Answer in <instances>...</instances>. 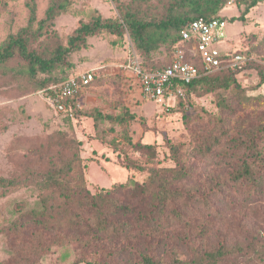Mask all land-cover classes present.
Here are the masks:
<instances>
[{
  "label": "rangeland",
  "instance_id": "374dc122",
  "mask_svg": "<svg viewBox=\"0 0 264 264\" xmlns=\"http://www.w3.org/2000/svg\"><path fill=\"white\" fill-rule=\"evenodd\" d=\"M52 1L62 8L39 28ZM178 2L0 0V47L23 31L28 47L48 57L66 45L80 22L97 16L158 22L189 13V5ZM250 2L224 0L216 13L227 21L219 50L240 52L243 66L210 73L207 81L184 87L182 95L163 105L143 98L124 64L130 50L145 68L167 64L175 39L169 28H153L157 46L148 53L137 50L124 26L120 34L102 30L87 36L80 49L45 73L30 75L17 54L0 64V177L15 180L10 188L0 187V264H143L147 256L158 264H264V171L255 180L240 178L252 139L264 154V83L259 77V71L264 73V0ZM92 68L100 70L98 78L66 111H56L38 93ZM170 145L178 148V164ZM74 160L90 194L119 184L137 193L150 168L182 167L185 177L174 186L179 198L166 209L168 217L177 209L180 219L154 234L166 215L157 210L150 221L136 222L127 237L105 244L91 236L79 240L65 227L46 230L35 221L44 191L33 177ZM126 161L135 167H126ZM72 175L65 190L77 189L71 185L79 174ZM61 190L50 191L58 195ZM82 210L74 205L75 213L82 215ZM18 221L23 227L15 230Z\"/></svg>",
  "mask_w": 264,
  "mask_h": 264
},
{
  "label": "trees",
  "instance_id": "16d2710c",
  "mask_svg": "<svg viewBox=\"0 0 264 264\" xmlns=\"http://www.w3.org/2000/svg\"><path fill=\"white\" fill-rule=\"evenodd\" d=\"M222 1L224 0H179L178 5L183 6V3L189 5V13H180L158 22L138 20L133 17H126L124 21L120 22L97 16L90 22H80L68 36L66 45H58L55 51L48 57H44L37 53L36 50L30 49L26 39L23 37V31H21L16 36L10 37L0 47V64L11 60L17 54L26 63V69L30 75H35L38 71L45 73L53 66L63 63L69 53L80 49L85 44L87 36H92L102 30L120 34L124 26L128 28L137 50L144 53H148L157 46V38H155L153 28H159L161 30L172 29L175 32V39L171 45V57L176 44H185V47H187L186 57L190 59L192 54L189 52L188 44L181 41L180 30L186 28L192 20L198 17L207 19L224 18L216 15ZM259 1L262 0H251L249 6L255 5ZM61 8L62 6L59 3L57 4L55 1H52L45 12V18L40 21L41 26L39 28L47 22L52 21L54 16L60 12ZM34 20V8L32 7L29 23L31 24ZM234 53L240 52L236 51ZM227 54L230 53L227 52ZM170 61L164 66L150 69L143 67L142 63L141 65L144 70L153 71L167 67ZM196 63L200 64L199 60ZM224 70H228V68H224ZM208 76L210 74L202 75L190 83L182 85V88H193L195 85L207 81ZM259 77L261 83H264V73L262 71H259ZM232 81L235 82V79L226 81L223 86H228ZM78 95L68 101L72 102ZM261 131H264V127H261ZM214 141H216L215 138ZM137 146L139 148H152V145H142L141 143H138ZM250 151L251 153H249ZM170 156L177 164L179 163L178 148L175 145H170ZM131 162L126 161L125 166L135 167L132 164L133 162ZM241 164L242 170L240 171V178L255 180L262 176V172L264 171V154L257 148L255 139L251 140L246 158L243 159ZM136 168L142 169L141 166ZM74 171L79 175L74 177L75 182L71 187L77 185V189L74 191L65 190L70 185L69 182L73 177L72 173ZM184 177V170L179 166L167 170L150 168L149 175L144 180L143 188H141L140 192L134 193L126 185L119 184L109 189L100 190L98 193L90 194L82 185L83 176L78 170L77 160L62 165L54 164L46 173L33 177L37 179L39 189L44 191L41 197L43 209L35 213V221L46 230H60L65 227L69 232L78 233L79 237L77 238L79 240L85 236L86 238L91 236L98 243H104L108 239H110L109 241H113L127 237L133 230L136 222L150 221L153 218L154 212L160 210L166 215L164 217L165 219L154 227V234L159 232L160 228L170 230L173 224L172 222L175 219L179 220L181 213L177 209H174V213L171 214V217H168L167 213L170 210H167V212L166 209L169 202L179 198L175 193L177 188L174 186L176 181H180ZM255 183L258 186L257 182ZM13 185H15L14 179L0 177V187L10 188ZM54 187L62 189L58 195L50 191ZM117 192L121 193L116 197L114 195ZM169 193H171V199L168 197ZM132 199L136 200L133 201ZM74 205L79 206L80 210L86 209L87 211H91L93 217H89L87 215L88 212L84 210H82V215L75 213ZM64 214L66 215L65 220L62 218ZM12 227L15 230L21 229L23 222L18 221ZM91 244L93 243H88L89 246ZM143 261V264H158L150 256L145 257Z\"/></svg>",
  "mask_w": 264,
  "mask_h": 264
},
{
  "label": "built area",
  "instance_id": "2783aa9c",
  "mask_svg": "<svg viewBox=\"0 0 264 264\" xmlns=\"http://www.w3.org/2000/svg\"><path fill=\"white\" fill-rule=\"evenodd\" d=\"M234 0H228L231 4ZM227 21L224 18L198 17L186 28L180 30L181 41L188 44L190 59L186 57L185 44H176L169 65L162 69L146 71L137 56L129 51L124 69L130 72L134 83L138 85L143 98L159 104L167 99L182 95V85H186L202 75L228 68L240 69L244 56L240 53L227 54L218 48V42L224 37ZM199 60L200 64L196 61ZM100 70L92 68L75 73L61 82L50 84L39 90V95L56 111L67 110L72 98L84 91L95 79Z\"/></svg>",
  "mask_w": 264,
  "mask_h": 264
},
{
  "label": "crops",
  "instance_id": "0c3cea01",
  "mask_svg": "<svg viewBox=\"0 0 264 264\" xmlns=\"http://www.w3.org/2000/svg\"><path fill=\"white\" fill-rule=\"evenodd\" d=\"M225 52V51H224Z\"/></svg>",
  "mask_w": 264,
  "mask_h": 264
}]
</instances>
